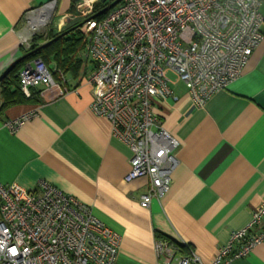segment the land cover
I'll list each match as a JSON object with an SVG mask.
<instances>
[{"label":"crops","instance_id":"1","mask_svg":"<svg viewBox=\"0 0 264 264\" xmlns=\"http://www.w3.org/2000/svg\"><path fill=\"white\" fill-rule=\"evenodd\" d=\"M82 1L0 0V75L24 56L34 31L47 22L39 8L55 2L48 29L38 35L46 37L80 20L76 6ZM85 54L80 40L72 55L76 69L61 70L50 60L48 67L66 91L62 96L34 89L39 102L0 110V184L38 190L46 183L89 207L119 237L114 264H168L166 255L155 253V242L166 240L184 248L168 245L173 262L194 253L202 264H210L264 197V26L239 77L202 108L193 107L184 86L175 81L171 89L177 100L155 106L179 147L167 193L148 208L139 205L146 181H124L129 149L113 135L109 121L90 110L94 91L87 81L93 64ZM14 121L22 125L11 130L7 123ZM229 264H264V238L246 257Z\"/></svg>","mask_w":264,"mask_h":264},{"label":"built area","instance_id":"2","mask_svg":"<svg viewBox=\"0 0 264 264\" xmlns=\"http://www.w3.org/2000/svg\"><path fill=\"white\" fill-rule=\"evenodd\" d=\"M97 1L76 6L85 56L93 64L87 81L94 91L90 110L107 119L113 135L129 149L124 181H146L139 205L148 208L167 193L179 147L155 108L158 102L177 100L169 74L184 86L191 105L202 108L239 77L261 42V1L121 0L95 20ZM17 77L26 97L40 88L66 93L39 59L21 67ZM21 125L7 123L11 130ZM263 220L264 197L210 264H229L250 254L264 238ZM119 243L89 207L46 183L38 190L0 184V264H114ZM155 253L166 255L168 264H202L194 253L173 262L175 255L164 241L155 242Z\"/></svg>","mask_w":264,"mask_h":264},{"label":"trees","instance_id":"3","mask_svg":"<svg viewBox=\"0 0 264 264\" xmlns=\"http://www.w3.org/2000/svg\"><path fill=\"white\" fill-rule=\"evenodd\" d=\"M114 0H106V2L102 3L98 0L92 9V17L95 20H100L106 16L109 12H106L102 15L96 16L100 11H102L107 5H109ZM72 10V7H71ZM80 23H74L64 31L57 33V34H48L46 37L42 36H34L32 38L30 48L24 52V59L18 62L15 67L8 73V75L3 78L0 82V110L6 109L11 106L25 104V103H37L39 102L38 99V92L34 89H31L29 97L24 96L21 92L18 82V71L23 67L26 63L39 59L41 60L47 67L51 61L58 66L59 69L66 70L76 69L78 61H75L72 58V55L77 50L79 43H80V33H79V25ZM64 32V33H63ZM64 36L59 37L61 34ZM45 38V39H44ZM54 38H57L52 43L42 47L41 44L45 41H51ZM49 68V67H48ZM49 70H51L49 68ZM53 73V77H55ZM166 240L164 238H160ZM168 245L176 251H184V248L176 243L172 242L171 240H166Z\"/></svg>","mask_w":264,"mask_h":264},{"label":"water","instance_id":"4","mask_svg":"<svg viewBox=\"0 0 264 264\" xmlns=\"http://www.w3.org/2000/svg\"><path fill=\"white\" fill-rule=\"evenodd\" d=\"M102 3L106 2V0H100ZM121 0H114L113 2H111L109 5H107L102 11H100L96 16L102 15L106 12H108L109 10H111L114 6H116ZM94 18V17H93ZM80 26V25H79ZM78 26V27H79ZM64 34H61L59 37H62ZM57 38H54L53 40L47 42L46 44L43 45L46 46L50 43H52L53 41H55ZM26 56H23L21 58H19L18 60H15L1 75H0V82L3 80V78H5L8 73L15 67V65L20 62L22 59H24Z\"/></svg>","mask_w":264,"mask_h":264},{"label":"rangeland","instance_id":"5","mask_svg":"<svg viewBox=\"0 0 264 264\" xmlns=\"http://www.w3.org/2000/svg\"><path fill=\"white\" fill-rule=\"evenodd\" d=\"M52 19H53V13H51L49 15V19L47 18V20H46L47 22L44 25L40 24L42 26H39L38 29H36V31H34L33 35L38 36V35L44 34V32L48 29ZM80 22H81V19L76 21L75 23H80ZM169 78L171 79L172 82L175 81V79H176L172 74H169Z\"/></svg>","mask_w":264,"mask_h":264},{"label":"bare ground","instance_id":"6","mask_svg":"<svg viewBox=\"0 0 264 264\" xmlns=\"http://www.w3.org/2000/svg\"><path fill=\"white\" fill-rule=\"evenodd\" d=\"M50 10L49 9H43V10H41L40 12L41 13H39L40 14V18H42L43 19V21L44 20H46L47 19V17H48V12H49ZM33 17V16H32Z\"/></svg>","mask_w":264,"mask_h":264}]
</instances>
